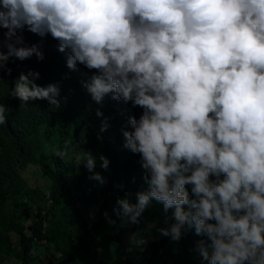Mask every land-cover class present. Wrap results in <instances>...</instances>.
Instances as JSON below:
<instances>
[{
    "label": "clouds",
    "instance_id": "clouds-1",
    "mask_svg": "<svg viewBox=\"0 0 264 264\" xmlns=\"http://www.w3.org/2000/svg\"><path fill=\"white\" fill-rule=\"evenodd\" d=\"M0 29L16 43L18 30L50 34L62 66L95 70V101L111 94L141 109L128 116L124 147L148 191L135 205L119 201L125 215L136 222L154 199L178 221L163 235L179 240L187 222L207 237L208 264H264V0H0ZM7 47L0 60L42 58L35 46ZM47 83L21 73L13 95L58 107L59 86H38Z\"/></svg>",
    "mask_w": 264,
    "mask_h": 264
},
{
    "label": "trees",
    "instance_id": "trees-1",
    "mask_svg": "<svg viewBox=\"0 0 264 264\" xmlns=\"http://www.w3.org/2000/svg\"><path fill=\"white\" fill-rule=\"evenodd\" d=\"M3 31L0 52L7 53V43H14L17 48L35 46L42 58L33 52L24 59L11 55L0 60V105L6 117L0 124V264L11 258L12 264H34L33 251L43 245L50 255L47 264H208L199 250L207 237L197 235L194 224L181 226L179 240L160 231L178 223L174 207L165 212L162 203L151 199L133 222L119 203L127 199L135 205L138 193L148 191L139 156L124 147L123 132L131 130L128 116L139 117L141 109L111 94L95 101L87 89L95 70L79 62L72 70L62 66L63 52L50 34L18 30L23 40L16 43L6 40ZM21 73L36 85L48 80L38 85L42 88L57 82L59 106L47 98L22 102L13 95ZM57 152L65 153L63 159ZM88 155L94 160L91 170ZM30 166L49 178L46 191L28 184L22 172ZM25 219L30 220L27 231ZM130 233L146 247L133 257L125 256L122 244Z\"/></svg>",
    "mask_w": 264,
    "mask_h": 264
},
{
    "label": "rangeland",
    "instance_id": "rangeland-1",
    "mask_svg": "<svg viewBox=\"0 0 264 264\" xmlns=\"http://www.w3.org/2000/svg\"><path fill=\"white\" fill-rule=\"evenodd\" d=\"M89 113H91L92 108L87 110ZM23 176L26 178L28 184L31 187H40L43 189V191H46L48 189L49 185V178L36 166H30L29 168L25 169L22 172ZM30 220L25 219L23 220V223L25 225V230H28V224ZM156 228H152V231H154ZM138 235L136 233H130L126 234L123 240V249L125 256H136L139 253H142L146 250V247H142L140 244H138ZM34 264H47L49 259V251L45 248V246H39L37 249L33 251ZM38 259H41V261ZM14 258L6 260L5 264H12L14 262ZM41 262V263H40Z\"/></svg>",
    "mask_w": 264,
    "mask_h": 264
}]
</instances>
